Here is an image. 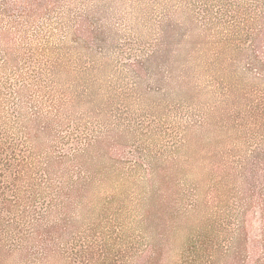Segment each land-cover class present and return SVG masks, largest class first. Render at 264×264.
<instances>
[{"label":"rangeland","instance_id":"rangeland-1","mask_svg":"<svg viewBox=\"0 0 264 264\" xmlns=\"http://www.w3.org/2000/svg\"><path fill=\"white\" fill-rule=\"evenodd\" d=\"M263 1L3 15L16 60L0 47V137L49 201L90 184L52 264H264Z\"/></svg>","mask_w":264,"mask_h":264},{"label":"trees","instance_id":"trees-1","mask_svg":"<svg viewBox=\"0 0 264 264\" xmlns=\"http://www.w3.org/2000/svg\"><path fill=\"white\" fill-rule=\"evenodd\" d=\"M262 4L259 10L264 15V1ZM25 5L31 6L26 14H39L36 5L40 4L36 0H16L12 4L0 0V22L3 15ZM256 22L253 20L251 24ZM1 46L6 47L9 62H14L8 29H0ZM35 170L0 137V264H52L57 260L58 234L63 227L68 229L73 224V203L90 185L86 180L72 181L66 187H58L57 199L49 201L47 191L54 186L50 183L44 187Z\"/></svg>","mask_w":264,"mask_h":264}]
</instances>
